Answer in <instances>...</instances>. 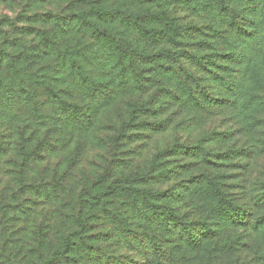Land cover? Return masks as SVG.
<instances>
[{
    "label": "rangeland",
    "instance_id": "rangeland-1",
    "mask_svg": "<svg viewBox=\"0 0 264 264\" xmlns=\"http://www.w3.org/2000/svg\"><path fill=\"white\" fill-rule=\"evenodd\" d=\"M228 2L234 14L221 9L215 0H0L1 47L26 61L32 57V66L49 74L62 95L86 99L91 114V123L85 126L88 130L75 132L74 140L66 138V144L50 139L49 151L56 152L37 162V171L29 174L48 182L49 191L59 188L69 203L81 198L79 210L87 220L85 245L106 247L118 242L122 256L138 260L124 239L111 238L108 232L115 229L108 228L111 215L105 213L118 218L137 212L134 198L112 192L98 196L115 179L128 178L136 187L152 192L187 185L182 196L162 194L160 201L187 215L199 242L205 240L207 233L202 231L206 228L220 232L219 241H206L199 254L189 250L184 264H264V0ZM190 33H217L209 42L217 46L202 45L199 50L197 39L192 40L194 34L188 40ZM118 40L123 47L138 51L137 55L159 47L172 51L194 47L203 53L204 66L191 69L199 71L193 87L196 95H188L181 105L168 97L156 103V98L148 109L137 110L130 118V104H146L148 92L121 90L118 79L124 76L123 70L128 76L134 74L131 84L144 66L139 55L118 62ZM32 47H39L37 53L27 54ZM66 51L82 55L79 61L88 72L101 68L92 76L94 90L90 84L80 90L70 81L65 72ZM158 120L165 123L164 130L143 129L146 121ZM122 121L130 123L120 129V135ZM116 134L117 143L112 144ZM171 148L179 154L166 153ZM151 161L158 165L166 161L165 176L158 171L141 175ZM159 179L167 180L164 186ZM207 180L217 183V191ZM192 181H202L201 186L190 187ZM218 196L222 203H216ZM139 200L136 205L144 218L146 206ZM131 218H124L130 231L141 225ZM126 230L121 227L120 235ZM80 238L75 236V243Z\"/></svg>",
    "mask_w": 264,
    "mask_h": 264
},
{
    "label": "trees",
    "instance_id": "trees-1",
    "mask_svg": "<svg viewBox=\"0 0 264 264\" xmlns=\"http://www.w3.org/2000/svg\"><path fill=\"white\" fill-rule=\"evenodd\" d=\"M215 2L221 9L234 14V6L229 4L228 0ZM112 12H118V7ZM126 16L132 17L130 14ZM198 34L200 33H190L188 40L193 35L192 40L197 39L198 43L195 45H199V50L202 49V45L209 48L217 46L214 41L213 44L209 43L210 38L217 33ZM110 38L114 41V37ZM154 40H157L156 37ZM118 43L120 45L118 62L128 56L139 55L140 64L144 66L136 74L139 77H133L131 84L130 77L134 74L128 76L125 70L124 76L118 79L123 92L134 90L138 93L148 92L146 104L145 102L130 104V118L133 112L148 109L151 101L156 98V103H161L163 97H168L181 105L186 103L188 95H196L193 87L199 81L197 77L199 71L193 72L191 69L194 65L204 66L203 53L194 51V47H182L175 51L159 47L137 55L138 51L123 47V42L119 40ZM3 44L1 42L0 47ZM38 48L32 47L27 54H36ZM65 54L68 59L65 72L69 74L70 81L72 78L80 90L89 88L88 84L91 90H94L96 81L92 76L101 68L88 72L79 61L82 55L75 53L73 56L68 51ZM33 61L32 57H27L26 61L20 54L0 48V264H184V257L190 254L189 250L199 254L206 241H219L220 232L214 233L213 229L207 228L201 230L203 234L207 233L205 240L201 242L196 240L194 232L196 227L189 226L190 223L186 221L187 215L160 201L162 194H167L165 197L182 196L188 189L187 185H183L180 190L172 186L159 187L154 193L147 187H136L128 178H120L115 179L106 187L107 190L98 193V196L112 192L118 196L127 195L134 198V208L137 212L133 214L125 212V215L120 214L118 218L110 211L105 213L107 217L109 213L111 215L108 228L115 229L108 232L112 234L111 238L120 241L121 238L124 239L131 252L138 255V260H128L122 256L119 251L122 247L118 246V242L109 243L106 247L85 245L83 225H87V220L82 219L79 210L78 201L80 204L81 198L69 203L62 198L59 188L49 191L51 185L48 182L37 180L35 175L29 174L37 171V162L56 152L49 151L53 145L52 140H62L63 144H66V138L69 142L74 140L75 132L87 131L85 126L90 125L91 114L88 113L86 99H83L82 95L75 96V99H71L73 98L71 94L62 95L63 90L55 89L50 80L51 76L41 73L40 68L33 67ZM188 62L193 65L188 66ZM134 83L135 87H132ZM229 92L235 95L234 91ZM104 93L105 91L102 95ZM198 105L201 106V103L198 102ZM129 123L130 121L120 123L121 128L118 129V132L121 131L120 135L123 134L120 129L128 127ZM143 124H146L144 130L161 128L164 130L165 123L158 120L146 121ZM54 134H60V137L55 138ZM117 140L116 134L112 138V144L113 142L116 144ZM173 149H166V153L179 154L178 151L173 152ZM202 155L206 158L203 151ZM164 163L166 161L158 165L151 161L141 175L149 176L151 172L158 171L160 175L165 176L162 170H165L167 165ZM47 169L48 166L45 165L44 170ZM159 181L162 182L160 186H164L167 180ZM195 182L192 181L190 187L201 186L202 181ZM207 185L217 191V183L213 180H207ZM140 197L142 200L139 201L144 203L147 210V216L144 218L140 217L142 210L136 205L137 198ZM221 200L222 197L218 196L216 203ZM210 211L212 209L208 210ZM125 217H132L131 220L140 222V227H134L132 231L126 230L128 225L124 223ZM113 220L117 221V225ZM121 227L127 231L125 235H120ZM75 236L81 237L80 243H75ZM107 248H110L108 250L111 252L105 250Z\"/></svg>",
    "mask_w": 264,
    "mask_h": 264
}]
</instances>
